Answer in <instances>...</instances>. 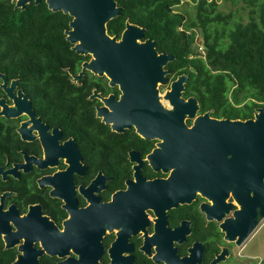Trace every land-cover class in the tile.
Instances as JSON below:
<instances>
[{
	"label": "flooded vegetation",
	"instance_id": "af4514ba",
	"mask_svg": "<svg viewBox=\"0 0 264 264\" xmlns=\"http://www.w3.org/2000/svg\"><path fill=\"white\" fill-rule=\"evenodd\" d=\"M116 1L122 10L107 34L121 40L132 24L144 30L135 34L144 50L174 59L160 63L158 77L138 61L130 80L100 62L84 67L98 57L67 40L72 52L59 94L33 95L7 77L8 87L16 80L13 93L28 98L27 107L0 114V264H213L224 249L214 264H242L247 258L234 250L239 235L231 237L240 208L231 156L224 142L211 141L208 124L191 128L205 114L254 116H235L232 90L219 100L202 83L200 62L179 60L167 34L156 37ZM67 15L64 33L74 19ZM1 98L16 104L0 87ZM172 99L187 103L183 125L172 124L180 120L171 119ZM193 139L196 159L185 156Z\"/></svg>",
	"mask_w": 264,
	"mask_h": 264
},
{
	"label": "trees",
	"instance_id": "16d2710c",
	"mask_svg": "<svg viewBox=\"0 0 264 264\" xmlns=\"http://www.w3.org/2000/svg\"><path fill=\"white\" fill-rule=\"evenodd\" d=\"M118 1L127 8V16L146 21L156 37L167 34L169 49L179 60L200 62L202 83L214 87L211 91L219 100L232 90L235 116L253 117L256 108L264 107V0H239L248 10L246 22L242 13L225 12L216 0H192L195 17L176 10L183 0ZM229 1L234 0H225ZM121 19L115 21L124 25ZM69 20L62 11L50 10L45 0H32L25 9L16 8L12 0H0V72L18 78L33 95L59 94L63 66L69 65L72 52L64 33ZM196 41L203 51H197ZM243 101L245 106L239 107Z\"/></svg>",
	"mask_w": 264,
	"mask_h": 264
},
{
	"label": "water",
	"instance_id": "95a60500",
	"mask_svg": "<svg viewBox=\"0 0 264 264\" xmlns=\"http://www.w3.org/2000/svg\"><path fill=\"white\" fill-rule=\"evenodd\" d=\"M32 0H12L16 8L25 9ZM39 4L41 0H34ZM50 10L62 11L70 14L74 19L70 22L72 30H66V39L75 44L74 49L79 53L91 50L98 57L91 64H84V67L96 66L97 62L110 65L114 70L123 72V77L134 79V63L138 61L146 62L149 70L154 71L153 76L158 77V70L162 76V65L160 63L174 59L172 55H158L157 51L149 47L143 49L135 37L141 35L143 29L128 23L127 29L123 32L121 40L116 37L111 38L106 32L107 22L117 17L122 8L117 6L116 0H46ZM140 30V32L138 31ZM139 32V33H138ZM0 79L3 82L0 87L15 98V105L9 107L5 99H0L2 111L0 114H6L8 111L18 112L21 107H27L23 103L28 98L21 90L18 95L13 93L16 87V80H13L11 87H8V78L5 73L0 72ZM186 77H181L173 84L174 89L178 91L183 87L182 82ZM164 81H166L164 79ZM130 83H126L131 85ZM133 85V84H132ZM131 85V86H132ZM130 86V87H131ZM132 92L129 88L127 92ZM24 96V98H23ZM195 102L194 98L190 99ZM175 114H171V119L180 117L179 121L172 124L183 125V112L186 111L185 104L181 99L171 100ZM29 105V104H28ZM197 105L195 104V109ZM195 109L191 112L194 114ZM182 110V111H181ZM182 113V114H180ZM209 114L196 120L191 131L198 133L201 124L210 126L211 141L225 143V155L231 156V164L234 166V182L238 188V203L240 208L236 211V217L231 224V237L239 235L237 245L241 247L256 231L258 226L264 220V107H258L253 118L246 120H215L208 117ZM198 126V127H197ZM218 138H220L218 140ZM193 145L185 151L187 158L196 159L198 156L196 140H191ZM195 174L196 162H188ZM226 249L218 255L213 264L224 259ZM18 264L19 261H16Z\"/></svg>",
	"mask_w": 264,
	"mask_h": 264
},
{
	"label": "rangeland",
	"instance_id": "374dc122",
	"mask_svg": "<svg viewBox=\"0 0 264 264\" xmlns=\"http://www.w3.org/2000/svg\"><path fill=\"white\" fill-rule=\"evenodd\" d=\"M212 1V0H208ZM219 3L220 9L225 12H229L234 9L235 15L242 13L244 15V21L248 20L247 8L243 9V3L239 0L233 2H225V0H216ZM232 1V0H231ZM240 10L239 12L237 11ZM177 10L185 13L188 17H195L196 14V2L192 0H183L181 5L177 7ZM235 253L244 254L247 258L241 260L242 264H264V220L258 226L256 231L250 236L244 245L236 247ZM239 257V255H237Z\"/></svg>",
	"mask_w": 264,
	"mask_h": 264
},
{
	"label": "built area",
	"instance_id": "2783aa9c",
	"mask_svg": "<svg viewBox=\"0 0 264 264\" xmlns=\"http://www.w3.org/2000/svg\"><path fill=\"white\" fill-rule=\"evenodd\" d=\"M204 50V47L203 46H200V51H203Z\"/></svg>",
	"mask_w": 264,
	"mask_h": 264
}]
</instances>
